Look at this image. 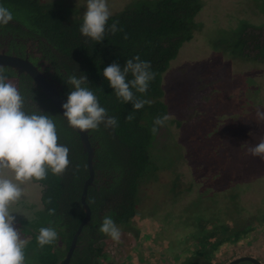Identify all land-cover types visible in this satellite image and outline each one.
<instances>
[{"label":"rangeland","instance_id":"374dc122","mask_svg":"<svg viewBox=\"0 0 264 264\" xmlns=\"http://www.w3.org/2000/svg\"><path fill=\"white\" fill-rule=\"evenodd\" d=\"M37 1L71 20H83L87 10V0ZM142 1L155 0H107L110 16ZM200 1L192 40L161 76L168 119L152 149L158 169L142 186L131 231L117 227L120 242L104 241L101 264H181L200 250L191 242L204 233L201 226L240 230L247 222L257 226L248 243L224 249L217 264L244 255L264 264V158L249 152L264 138L256 116L264 112V58L252 48L241 52L242 37L264 40V0ZM22 187L24 197L10 210L27 244L21 226L42 210L43 187Z\"/></svg>","mask_w":264,"mask_h":264},{"label":"trees","instance_id":"16d2710c","mask_svg":"<svg viewBox=\"0 0 264 264\" xmlns=\"http://www.w3.org/2000/svg\"><path fill=\"white\" fill-rule=\"evenodd\" d=\"M0 5L7 7L13 16L7 25H0V49L7 48L9 54L22 58L28 56L66 101L75 90L68 78L86 77L81 86L90 89L106 109L107 115L98 129L87 130L94 149L95 179L86 200L92 214L77 240L70 263L101 264V259L107 257L104 241L109 237L99 231L104 218L110 216L116 227L129 231L138 213L142 186L158 169L152 149L161 125H155V120L167 115L161 76L181 47L192 40L201 1L137 3L109 16L104 37L99 42L81 34L83 20L65 18L59 10L37 0H0ZM241 45L245 56L252 48L258 58H264V40L242 37ZM136 57L150 63L154 79L146 93L130 85L134 98L125 102L116 96L103 70L115 63L123 71L129 60L133 64L138 62ZM4 75L7 80H17L24 99L23 110L50 116L56 124L58 143L69 149L70 163L62 174H53L49 169L46 179L32 180L43 187L42 210L21 226L22 233L31 237L23 250L25 260L35 264H62L86 216L82 195L90 178L88 153L79 133L29 75L19 76L10 68H4ZM132 79L129 70L126 82ZM137 101L147 103L136 110ZM129 115L134 119L128 121ZM109 117L116 119L115 126L108 124ZM50 209L55 210L54 214L49 215ZM41 227H51L57 232V239L43 247L37 243Z\"/></svg>","mask_w":264,"mask_h":264},{"label":"clouds","instance_id":"9594fccd","mask_svg":"<svg viewBox=\"0 0 264 264\" xmlns=\"http://www.w3.org/2000/svg\"><path fill=\"white\" fill-rule=\"evenodd\" d=\"M110 12L107 0H87V10L83 14L80 32L97 42L104 37L105 25ZM12 12L0 5V25H7L12 20ZM113 32L116 31L113 25ZM126 38V37H125ZM131 60L121 71L119 65L112 64L103 70V76L115 90L116 96L125 102L133 100L131 87L140 93H146L154 73L150 71V63ZM131 70L132 79L126 82V75ZM86 77L79 79L73 75L68 83L74 86L67 102L62 105L69 125L80 131L98 129L107 115L106 109L101 107L97 96L87 87H82ZM131 85V87H130ZM147 101L134 103L136 110L141 109ZM24 99L18 88L4 75V68L0 67V264H25L24 248L26 241L21 239L19 230L15 227L16 217L12 215L10 205L21 200L25 191L24 182L41 181L47 178L48 170L53 174H62L69 166V149L58 143L55 121L45 114H28L23 110ZM256 116L264 120V112L257 111ZM128 121L134 119L128 116ZM168 119L165 115L155 120V125H163ZM116 119L108 118V124L115 126ZM153 132L156 131L154 127ZM249 152L253 156L264 158V138ZM8 170L14 173L13 178L7 175ZM49 210V215L54 214ZM99 231L119 243L121 231L115 226L110 216L103 220ZM57 239V232L51 227H41L37 236L40 247L53 243Z\"/></svg>","mask_w":264,"mask_h":264},{"label":"water","instance_id":"95a60500","mask_svg":"<svg viewBox=\"0 0 264 264\" xmlns=\"http://www.w3.org/2000/svg\"><path fill=\"white\" fill-rule=\"evenodd\" d=\"M0 67L3 68H10L13 69L19 76L22 74L29 75L34 83L52 100L54 105L57 107L59 110L60 114L63 116V118L67 121L66 117H64L63 112L64 109L62 105L66 103V100H63L60 96L59 91L53 85L50 83L43 72L38 68V66L34 65L29 59L28 56L25 58H22L20 56L16 55H10L7 53V50L3 49L0 51ZM68 122V121H67ZM73 128V127H72ZM75 131H77L81 137L84 150L85 152L88 153V164H89V170H90V178L85 184L83 195H82V204L83 208L85 211V218L81 222L74 238L71 244V247L66 254V259L62 262V264H70L72 256L74 254V251L77 248V240L81 236L82 231L84 227L90 222L91 220V210L87 204V196H88V190L89 188L94 184V179H95V171H94V165H93V159H94V149L92 148L90 141H89V136L88 132L86 131H80L79 129L73 128ZM244 262H252L254 264H262L260 261L254 259V258H239L235 261H233L230 264H241Z\"/></svg>","mask_w":264,"mask_h":264},{"label":"flooded vegetation","instance_id":"af4514ba","mask_svg":"<svg viewBox=\"0 0 264 264\" xmlns=\"http://www.w3.org/2000/svg\"><path fill=\"white\" fill-rule=\"evenodd\" d=\"M1 50L3 49H0V51ZM5 50H7V48ZM141 198L142 196H140V201H141ZM132 225H133V222H132ZM207 226H208V229H206ZM256 227H257L256 225L251 224V223L249 224L247 222L245 223V226L243 228H241L240 230H237V229H234L232 226L229 228L227 227V225L209 226L207 223L204 226H201L203 230L205 228L204 233H202L201 236L197 238L198 240L194 239V241H196L195 243L194 241L191 242V246H194V244L199 243L201 245L200 250L195 249V251H193V249L190 248V250L193 251L194 255L191 256V258L189 257V258L184 259L181 262V264H198V263L203 264L199 259H203L204 263L206 262V264H217V259L220 256L218 255L219 253H221L224 249L226 250L232 246H237V245L242 246L244 244H247L251 238V235L255 232ZM130 231H131V226H130ZM226 241H228V243H226ZM188 242L187 244L190 245V243ZM246 257L254 258L257 260L256 257L251 256V255H244L239 258H246ZM63 259L65 260L66 257ZM235 260L229 261L227 264H230ZM25 261L27 264H29L27 260ZM244 264H254V263L244 262Z\"/></svg>","mask_w":264,"mask_h":264}]
</instances>
